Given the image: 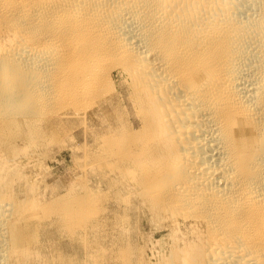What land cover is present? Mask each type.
I'll return each instance as SVG.
<instances>
[{
	"label": "bare ground",
	"instance_id": "6f19581e",
	"mask_svg": "<svg viewBox=\"0 0 264 264\" xmlns=\"http://www.w3.org/2000/svg\"><path fill=\"white\" fill-rule=\"evenodd\" d=\"M71 113L142 200L117 264H264V0H0V264H84L95 197L46 181Z\"/></svg>",
	"mask_w": 264,
	"mask_h": 264
},
{
	"label": "rangeland",
	"instance_id": "374dc122",
	"mask_svg": "<svg viewBox=\"0 0 264 264\" xmlns=\"http://www.w3.org/2000/svg\"><path fill=\"white\" fill-rule=\"evenodd\" d=\"M70 117H69V116ZM73 115V116H72ZM66 116H68V119H67V117ZM65 117H63L62 118V120H59L60 121V124H61V126H60V124H59V122H57V125L59 126H57V128L61 131V132H63L62 134H60V139H61V137H62V143L64 144V147H66L67 149H65L64 147H61V149L59 148H57L56 149V152H55V154L52 156L53 157V162H52V160H50L51 162H49V167H52V169H51V173H50V176H52V177H54V178H51V177H49L50 178V180H49V178L46 180L47 181V184H50V185H56L59 181H61V178H63L62 180H66L65 182V184H66V189L69 191V193H71V190H73L74 192H72L71 194H82V195H90V194H92L93 193V195H90V196H92V198L93 197H95V200H94V198H93V200H94V202H95V204H97L96 206H95V204H94V207L95 208H97V210H99V211H97L96 213H98V215L97 216H99V217H102V218H100L99 219V217H97L96 215L93 217V215L95 214V212H94V214L92 215V217H90V218H87L85 221L87 222V223H85V224H87L88 226H85V230L87 229V227H88V231L86 230L85 232H84V238L85 239H87V240H84V242H85V246L84 245H82V247H80L79 249L78 248H76L77 250H74V248L75 247H73V249H72V247L71 246H69L68 247V249H69V253L68 254H70V253H72V258H75V257H77V256H79V258H80V260L84 263V264H98V262H99V264H102V263H104V264H117V258H116V256H117V251L120 249V248H125V245H126V243L125 244H123V243H121L122 241H127L128 240V237H130V236H128V235H126V234H121V232H120V230H119V217H124V216H128V217H132V215H133V217L135 216V214H137V213H135V212H140V208L139 207H143V206H141L142 205V203H141V199L140 198H138V196L136 195V192L134 191V189H133V186L128 182V181H126V180H123L121 177H119V175L118 174H116L115 172L114 173H111L112 171H110V172H105V174L102 172H100V169L98 170V167L96 166V164H92L91 165V163H93L92 161L90 162V160H86V162L84 161V158H85V152H84V145H82L83 144V142H82V140H81V137H82V135L84 134V130H83V127H82V123L80 122L81 120H82V116H77V115H74V113H71V114H67ZM71 116H72V119H71ZM76 116H77V118H76ZM70 118V119H69ZM75 119H78V120H75ZM80 119V120H79ZM69 120V121H68ZM70 122V123H69ZM65 124H66V126H65ZM72 125H73V127H72ZM78 125H80V126H78ZM68 127V128H67ZM71 127V128H70ZM79 127V128H78ZM81 127V128H80ZM62 128L64 129V131L62 130ZM66 129V130H65ZM81 129V130H80ZM70 130V131H69ZM73 130V131H72ZM75 130V131H74ZM80 130V131H79ZM83 130V131H82ZM70 132V133H69ZM77 132V133H76ZM69 133V134H68ZM67 136H66V135ZM74 134V135H73ZM76 134V135H75ZM71 135V136H70ZM72 135H73V139H72ZM81 136V137H80ZM67 137H68V139H67ZM78 138V139H77ZM64 140V141H63ZM66 140V141H65ZM72 140H74L75 142H73ZM69 141V142H68ZM71 141V142H70ZM74 143V144H71V143ZM78 142H80V143H82V144H80V143H78ZM67 144V145H66ZM69 144V145H68ZM77 144V145H76ZM79 147V148H78ZM63 149V150H62ZM79 149H81L80 151H79ZM80 152H78V151ZM63 151V152H62ZM80 154H78V153ZM76 154V155H75ZM81 154H82V156H81ZM59 155V156H58ZM79 156H81V157H79ZM83 157V158H82ZM77 158L81 161V162H78L77 161ZM56 159V160H55ZM75 159V160H74ZM78 163H77V162ZM56 162V163H55ZM59 163V164H58ZM80 163V164H79ZM86 163V164H85ZM78 166H77V165ZM83 164V165H82ZM89 164H90V166H89ZM94 165V169H90V168H93L92 166ZM88 167V169H86V168H84V167ZM82 167H83V169H82ZM90 167V168H89ZM80 169V170H79ZM81 169H82V171H81ZM85 169V170H84ZM65 170V171H64ZM92 170V171H91ZM67 171V172H66ZM81 171V172H80ZM93 172V173H92ZM97 172H99L98 174H100L99 176H101V177H99L98 175H97ZM90 173H91V175H90ZM96 173V174H95ZM53 174V175H52ZM80 174V175H79ZM82 174V175H81ZM84 174H86V178L84 177L85 175ZM107 174H109V175H107ZM111 174V175H110ZM114 174H115V176H114ZM97 175V176H96ZM103 175H105V176H103ZM118 175V176H117ZM57 176V177H56ZM69 176V177H68ZM77 176H79V177H77ZM89 176V177H88ZM94 176V177H93ZM103 176V177H102ZM77 177V178H76ZM83 178L84 177V179H86V180H84L83 179V181H80L79 180V178ZM105 177V178H104ZM111 179H110V178ZM58 178V179H57ZM68 178V179H67ZM76 178V179H75ZM80 178V179H81ZM92 178V179H91ZM104 180H103V179ZM108 178V179H107ZM118 178V179H117ZM99 179V180H98ZM107 179V180H106ZM114 179V180H113ZM115 179H117V180H115ZM121 179V180H120ZM57 180V181H56ZM76 180V182L74 183V181ZM82 180V179H81ZM109 180V181H108ZM53 181V182H52ZM69 181V182H68ZM101 181H103V182H101ZM105 181H106V184H105ZM112 181H113V183L114 184H112L111 186H110V188L112 189V190H110V188L109 189H106V188H108L109 187V185H110V182L112 183ZM114 181H116V182H114ZM123 181H124V183H123ZM45 182V181H44ZM81 182V183H80ZM82 182H83V184H82ZM87 182L89 183V184H87ZM99 182V183H98ZM127 184H126V183ZM53 183V184H52ZM55 183V184H54ZM73 183L76 185H73ZM118 183H119V185H118ZM79 184V185H78ZM82 184V185H81ZM85 184H87L86 186H88V189H90V190H85L84 189V187L85 188H87L86 186H85ZM100 184V185H99ZM103 184V185H102ZM105 184V185H104ZM116 184V188L117 189H115V185ZM125 185V188L126 189H124V185ZM43 185V184H42ZM72 185V186H71ZM107 185V186H106ZM130 185H131V187H130ZM78 186V187H77ZM123 186V187H122ZM128 186H129V189H127L128 188ZM77 187V188H76ZM106 187V188H105ZM112 187H114V188H112ZM73 188V189H72ZM79 188V189H78ZM82 188V189H81ZM84 189V190H83ZM105 189V190H104ZM120 189V191L118 192L117 190H119ZM124 191V193H125V195H123L124 193H123V191ZM131 189H133V191L135 192V193H132L133 191L131 190ZM81 190V191H80ZM106 190H107V192H106ZM125 190L126 191H128V192H125ZM75 191H77V193L75 192ZM85 191V192H84ZM86 191H87V193H86ZM89 191V192H88ZM91 191V192H90ZM101 191V192H100ZM112 191V192H111ZM115 191H117L118 193H115V194H113ZM79 192V193H78ZM99 192V193H98ZM122 192V193H121ZM131 192V193H130ZM103 195H102V194ZM99 194V195H98ZM101 194V195H100ZM116 194L118 195L117 197H116ZM120 194H122L121 195V198L122 197H124V198H122L121 200L119 199L118 200V198L120 197ZM128 194H129V196H128ZM96 195V196H95ZM98 195V196H97ZM108 195V196H107ZM100 199H99V198ZM106 197V198H105ZM110 197V198H109ZM130 197V198H129ZM132 197V198H131ZM134 197V198H133ZM96 198H98V199H96ZM104 198H105V200H104ZM107 199V200H106ZM128 199V200H127ZM97 200H99V204L98 203H96L97 202ZM104 200V201H103ZM109 200H110V202H109ZM122 200H124V201H122ZM130 200V201H129ZM136 200V201H135ZM103 201V202H102ZM115 201V202H114ZM120 201V202H119ZM132 201V202H131ZM112 202V203H111ZM128 202H129V205H128ZM125 205H124V204ZM139 203V204H138ZM113 204V205H112ZM122 204V205H121ZM119 205V206H118ZM100 207V208H98V207ZM105 206V207H104ZM108 207V208H107ZM122 208V209H121ZM125 210H124V209ZM132 208H133V210H132ZM102 209H104V210H102ZM127 209H128V211H127ZM134 209H136V210H134ZM106 210V211H105ZM114 210H117V211H114ZM123 210V211H122ZM103 211V212H102ZM109 211V212H108ZM119 211V212H118ZM131 211H134V212H131ZM101 212H102V214H101ZM113 214H112V213ZM118 212V213H117ZM129 212V213H128ZM141 212H142V209H141ZM103 213H105V215L103 214ZM110 213V214H109ZM117 214V215H115V214ZM122 213V214H121ZM124 213V214H123ZM101 214V215H100ZM107 214H108V217H107ZM121 214V215H120ZM130 214H132V215H130ZM104 215V216H103ZM110 215H111V217H110ZM115 216V217H114ZM105 217V219H103ZM118 217V218H117ZM96 218H97V220H96ZM108 218H111V219H108ZM114 218H115V220H114ZM95 219V220H94ZM101 220V221H100ZM109 220V221H108ZM112 222H111V221ZM96 221V222H95ZM97 222H98V224H97ZM101 222H103V223H101ZM110 222V223H109ZM115 222L117 223V224H115ZM99 223H101V224H99ZM111 223H113L112 224V227H111ZM90 224H93V225H91L90 226ZM106 224V225H105ZM114 224H115V226H114ZM98 225V226H97ZM103 225H105V227L103 226ZM118 225V226H117ZM145 223L144 222H142V226L140 227L141 228V231H143V233H145V234H147V233H149V234H152L153 235V233L156 231L155 229H154V226H153V224L152 225H145ZM102 226V227H101ZM107 226V227H106ZM91 227V228H90ZM103 227H104V229H103ZM153 227V228H152ZM93 228H95V229H93ZM97 228V229H96ZM107 228V229H106ZM148 228V229H147ZM93 229V230H92ZM112 229H115V230H112ZM103 230H104V232H103ZM111 230V231H110ZM95 231V232H94ZM107 231V232H106ZM112 231H113V233H112ZM115 231V232H114ZM98 232H99V234H98ZM96 233H97V235H96ZM102 233V234H101ZM104 233V234H103ZM110 233V234H109ZM164 233H166V232H164ZM164 233H161V234H159L158 236H156V237H153V239L154 240H156L157 241V239L158 240H161V238L163 237V236H165V234ZM88 234V235H87ZM95 234V235H94ZM121 234V235H120ZM136 235H140L141 236V234L139 233H135ZM94 235V236H93ZM103 235V236H102ZM112 235V236H111ZM167 235V234H166ZM98 236H101V237H99V238H97ZM114 236V237H113ZM128 236V237H127ZM162 236V237H161ZM108 237V238H107ZM101 238V239H100ZM104 238H106V239H104ZM156 238V239H155ZM114 241V242H113ZM92 242V243H91ZM101 242V243H100ZM103 242H104V244H103ZM87 243V244H86ZM91 243V244H90ZM95 243V244H94ZM98 243H100V244H98ZM113 244H114V246H113ZM89 245V246H88ZM98 245V246H97ZM99 245L100 246H102L103 247V249H102V247H99ZM106 246V247H104V246ZM87 246V247H86ZM107 246H108V248H107ZM113 248H111V247ZM117 246V247H116ZM118 246H119V248H118ZM84 247H86V249L84 248ZM94 247V248H93ZM97 247V248H96ZM114 247H115V249H114ZM89 248V249H88ZM95 249V250H94ZM106 249V250H105ZM108 249V250H107ZM112 249V250H111ZM70 250H71V252H70ZM73 250V251H72ZM90 250V251H89ZM94 250V251H93ZM100 250V251H99ZM103 250L105 251V252H107L106 253V256H107V259H106V256H105V254H104V252H103ZM76 251H78V254L79 255H77L75 252ZM80 251H82V253L80 252ZM89 251V252H88ZM97 251V252H96ZM112 251H115L114 253L116 254V256L114 257V255H110V254H114V253H112ZM85 252V253H84ZM100 252H103V254L102 253H100ZM81 253V254H80ZM98 253H99V255H98ZM110 253V254H109ZM74 254H76L75 256H74ZM91 256H90V255ZM71 255V254H70ZM96 255L98 256V258L100 259V261H99V259L96 257ZM100 255H103L102 257H103V260H104V262L103 261H101L102 260V257H100ZM110 255V256H109ZM74 256V257H73ZM93 256V257H92ZM105 256V257H104ZM97 259H96V258ZM105 258V259H104ZM113 258V259H112ZM114 258H116V259H114ZM105 260H107V262L105 261ZM112 261V262H111ZM81 262V263H82Z\"/></svg>",
	"mask_w": 264,
	"mask_h": 264
}]
</instances>
